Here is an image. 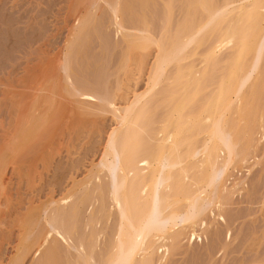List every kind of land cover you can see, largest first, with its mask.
Returning a JSON list of instances; mask_svg holds the SVG:
<instances>
[{
  "label": "rangeland",
  "instance_id": "obj_1",
  "mask_svg": "<svg viewBox=\"0 0 264 264\" xmlns=\"http://www.w3.org/2000/svg\"><path fill=\"white\" fill-rule=\"evenodd\" d=\"M224 1L212 0L211 6ZM193 2L0 0V264H106L114 251L118 214L107 193L108 170L99 172V181L96 175L117 126L114 110L105 103L123 108L145 91L156 46L139 48L131 41L139 33L167 45L188 14L197 21L205 18L207 11ZM225 18L222 27L232 15ZM80 21L86 26L79 28ZM261 40L259 51L245 59L259 72L245 92L264 82ZM210 41L190 44L179 67H167V80L149 100L159 103H148L137 125L142 145L130 156L151 145L149 135L171 102L186 94L183 114H193L217 88L231 51L205 62ZM190 69L206 70V77L187 86ZM261 90L254 95L260 94L255 100L264 112V85ZM211 125L202 119L203 131L192 133L195 143L206 139ZM244 131L235 150L241 158L208 191L213 198L196 225L176 230L167 256L155 247L160 253L151 252V264H264V113ZM194 158L186 185H192L199 166L200 157ZM60 203L63 212L56 216ZM46 219L53 238L42 253Z\"/></svg>",
  "mask_w": 264,
  "mask_h": 264
},
{
  "label": "bare ground",
  "instance_id": "obj_2",
  "mask_svg": "<svg viewBox=\"0 0 264 264\" xmlns=\"http://www.w3.org/2000/svg\"><path fill=\"white\" fill-rule=\"evenodd\" d=\"M211 1L194 0L193 4L207 11L205 18L194 20L188 12L190 19L186 18L179 24L174 39L167 45L148 41L144 34L138 33L137 37H140L133 39L134 42L131 41L130 44L137 40L138 46H141L139 48L156 46V55L148 74L146 89L134 94L132 101L123 108H116L112 101L105 103L114 110L117 126L108 137L103 157L99 162L101 165L98 164L99 170L96 166L98 170L96 175L99 181V172L108 170L106 175L109 173L111 185L110 181L108 184L111 187L108 186L110 191L107 190L109 191L107 193L111 196L110 200L118 214L114 251L106 264H151V252L157 249L160 250L161 253L158 252L162 257L167 256L170 245L174 242L176 230L186 229L187 224L196 225L200 213L213 198L208 191L213 188L216 181H220L218 178L228 166L238 160L240 153L235 150L239 132L247 130L252 122L254 123L256 114L264 113L260 107L261 111L258 109L260 102L257 103L255 100L260 94L254 95L255 92L262 91L264 82L258 81L261 83L260 87L258 83L252 84L249 92L244 90L252 80H258L259 72L255 73V63L246 66L245 59L250 53L258 52L261 48L262 43L259 41L264 36V0H225L218 7H212ZM118 12V9L114 10L113 15L117 16ZM227 14L232 15V18L222 27L221 23ZM83 24H79L78 27H85ZM208 39L211 41L203 54L205 62L214 60L215 56L223 52L222 50L231 51L226 58L227 65L217 88L205 104L193 114H183L188 100L186 94L171 102L163 117L158 120L159 127L149 135L151 145L143 146L138 155L130 156L131 151L139 149L142 145L139 140L140 128L137 125L144 117L142 115L150 109V105L153 107L159 103L157 98L154 101L151 99L153 102L151 104L149 100L155 97L156 91L167 80V67L171 64H177L179 67L190 44L197 45ZM256 45L259 49H256ZM180 70L181 68H178L177 76ZM189 74L190 78L186 80V85L193 86L204 79L207 72L190 69ZM170 84H173V80ZM170 100H173L172 97ZM147 105L149 108L146 109ZM232 112L235 118L227 119ZM202 119L212 125L206 139L197 144L192 133L194 130L197 133L203 131ZM241 121L244 122L241 125V127L244 125L242 129L236 125ZM196 156L200 159L197 161L199 166L195 179L192 185H186L189 162L194 161ZM194 166L196 167V164ZM132 184H137L133 190ZM69 198L70 195L64 198L62 204L66 205L70 201ZM132 198L136 199L135 204L131 203ZM60 204L57 205L58 212L56 214L54 212L56 216L63 212ZM47 219L48 228L45 235L47 239L42 247V253L47 251L48 243L50 246L49 241L53 238L49 229L51 223Z\"/></svg>",
  "mask_w": 264,
  "mask_h": 264
}]
</instances>
